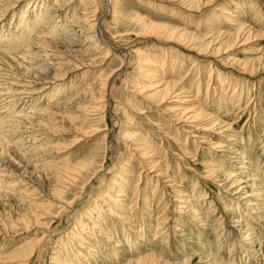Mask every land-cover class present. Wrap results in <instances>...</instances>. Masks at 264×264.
<instances>
[{"label": "rangeland", "instance_id": "374dc122", "mask_svg": "<svg viewBox=\"0 0 264 264\" xmlns=\"http://www.w3.org/2000/svg\"><path fill=\"white\" fill-rule=\"evenodd\" d=\"M59 1L26 0L0 20V264H22L27 255L23 264H127L149 253L160 258L158 264H208L210 239V258L228 264L238 260L236 248H252L240 239L248 223L262 250L257 261L264 264V0H214L188 12L190 19L173 0H118L115 14L108 0H70L68 9ZM216 5L227 10V19L215 18ZM51 10V23L43 25ZM76 11L89 26L74 23ZM145 19L184 28L204 48L215 39L212 46L221 51L200 53L199 46L149 37ZM232 20L251 34L246 29L235 41L239 25ZM38 22L40 29L34 27ZM85 29L96 34L93 41ZM54 38L71 43L55 45ZM136 48L144 51L142 61ZM123 59L129 62L111 77L107 98L96 90V103L88 100L87 89ZM231 63L258 68L237 75ZM149 71L156 86L176 80L172 92L187 99L172 92L163 98L145 81ZM188 109L204 117L181 120L180 111ZM223 124L233 130L220 132ZM218 143L223 149L211 146ZM231 149H239L246 163H234ZM213 166L220 169L216 175L209 172ZM224 175L239 179L245 192L258 188L260 221L237 222L245 207L228 196ZM55 196L63 202L53 201ZM224 202L238 212L224 209ZM192 207L201 212L197 221L189 216ZM48 242L53 247L45 252Z\"/></svg>", "mask_w": 264, "mask_h": 264}, {"label": "bare ground", "instance_id": "6f19581e", "mask_svg": "<svg viewBox=\"0 0 264 264\" xmlns=\"http://www.w3.org/2000/svg\"><path fill=\"white\" fill-rule=\"evenodd\" d=\"M26 0H0V20H3L8 14H11V13H14V14H16L17 13V11L19 10V8L21 7V5H23L24 4V2H25ZM84 1V0H83ZM173 1H180V4H178V5H180L179 6V8L180 9H176V10H178V11H181V13H182V15L183 14H185V17L187 16V19H190V15H188V12H193L194 10H195V8H200L201 6H209V5H212V3L214 2V0H173ZM92 2H93V0H92ZM108 2H109V7H111L110 8V12L111 13H116V8H118L117 7V3H118V0H108ZM72 3V2H71ZM70 3V0H60L59 2H58V4H60L61 5V8L63 9V8H65V9H68L69 8V4H71ZM223 5V4H222ZM217 6V5H216ZM220 6V5H219ZM219 6H217V7H215L216 8V12H217V15L216 14H213V16H215V18H219V15H221V16H223L225 19H227L226 18V15H222V14H224V13H227V10L224 8V7H219ZM176 10H173L172 12V15H177L179 12L178 11H176ZM43 11V10H42ZM41 14H45V13H41ZM52 10L51 11H49V12H47V15H45L46 16V18H45V20H47V21H45V22H42V24L43 23H46V24H49V23H51V21H52ZM87 14V13H86ZM117 15V14H116ZM181 15V16H182ZM37 16H38V14H37ZM44 16V17H45ZM80 15H78V12L76 11L74 14H73V17H71L72 18V20L74 21V23L76 24V23H84V24H86V25H88L89 23H88V19H85L84 17H83V20H82V18L81 17H79ZM54 17V16H53ZM116 17V16H115ZM183 17V16H182ZM241 17V16H240ZM113 18V17H112ZM223 18V19H224ZM42 19V18H41ZM26 20V17H24V21ZM230 20V19H229ZM149 21V20H148ZM148 21H146V19L145 20H143V22H144V24L146 23V22H148ZM233 21V22H232ZM231 22H232V24H234V25H239V28H237V29H239L237 32H236V34H235V38H234V40L236 41H238L239 40V38H241L242 37V33L246 30V29H248V33H250L251 34V32H252V29L250 28H248L247 27V25H244V23L243 22H239L238 24H237V21L238 20H232ZM140 22V21H139ZM214 22H215V20H214ZM41 23V22H40ZM40 23L38 22V26H34L36 29H37V27H38V29H40L39 28V26H40ZM156 23V22H155ZM154 23V21H153V23H152V21L149 23H146L145 25L147 26V30L146 31H148L147 33L149 34V37H150V35H152V34H156V35H158V37L159 36H164V37H167V39L169 40V41H167V42H170L171 41V43H173V44H178V45H180V44H182V45H185V46H193V47H198L199 46V49L201 50V52L200 53H202V51H205V52H208V49H209V47H211V53L212 54H219V51H221L220 50V48H216V47H214L213 48V46H212V43H213V40H215V39H213V40H210V41H208V45L204 48V47H202V45L201 44H199V42H194L193 40H197V38H196V36L194 35V34H192V33H190L189 31H187V30H184V28H180L179 26H177V25H175V26H169V29H166V28H163L164 26H158V25H156ZM36 24V23H35ZM41 24V25H42ZM90 24H92V23H90ZM215 24V23H214ZM27 25V24H26ZM44 25V24H43ZM162 25V24H161ZM217 25V24H216ZM32 26V25H31ZM48 26V25H47ZM80 26V25H79ZM89 26V25H88ZM94 26V25H93ZM144 26V25H143ZM165 26H166V24H165ZM177 26V27H176ZM51 27V26H50ZM81 27V26H80ZM145 27V26H144ZM168 27V26H167ZM88 28V27H87ZM30 29V28H29ZM42 29V28H41ZM51 29V28H50ZM54 31L53 32H55V30H57V29H55V28H52ZM43 30V29H42ZM69 30V29H68ZM89 30L90 29H85V31H84V33L86 34V38H88V40L87 41H93V38H96V34L95 35H93L92 36V34L89 32ZM52 32V33H53ZM65 32H66V30H65ZM92 32V31H91ZM93 32H94V30H93ZM67 33V32H66ZM75 33V32H74ZM26 34V33H25ZM55 35H56V33H54ZM144 34V33H143ZM69 35H70V33H69ZM91 35V36H90ZM248 35V34H247ZM244 36V35H243ZM76 37V36H75ZM143 37V36H142ZM13 38V37H12ZM21 38V37H20ZM25 38V37H24ZM60 38V37H59ZM152 38V37H151ZM193 40H192V39ZM218 38V37H217ZM2 39V38H1ZM55 39V38H54ZM51 39L52 40V43L53 44H55V45H59V44H62V45H64V46H68V45H66V44H70L71 43V40H61L60 41V39ZM243 39H244V37H243ZM75 40V39H74ZM160 40V39H159ZM202 40V39H201ZM242 40V39H241ZM246 40V39H245ZM1 41V40H0ZM49 40L48 39H44V40H41L40 41V44L41 45H43V46H45V44L48 42ZM76 41V40H75ZM22 42V41H21ZM27 42V41H26ZM73 42V41H72ZM95 42V41H94ZM242 42V41H241ZM240 42V43H241ZM244 42V41H243ZM93 43V42H92ZM91 43V44H92ZM202 43V42H201ZM234 43V42H233ZM237 43V42H236ZM235 43V44H236ZM90 44V45H91ZM138 44V43H137ZM239 44V43H238ZM7 45V44H6ZM34 45V44H33ZM74 45V44H73ZM94 45H95V43H94ZM216 45V44H215ZM31 46V45H30ZM71 46V45H70ZM96 46H98V45H96ZM233 46H234V44H233ZM163 47V46H162ZM217 47H221V46H217ZM133 48V47H132ZM94 49H95V47H94ZM165 50V53H167V54H169L170 53V49L168 50V48L166 47V48H164ZM27 50V49H26ZM99 50V46L95 49V51H98ZM101 50V49H100ZM132 50V49H131ZM136 50H137V52H138V58H139V60L140 61H142L143 59H145V54H144V51H142L141 49L139 50V48L137 49L136 48ZM193 50V49H192ZM198 50V49H197ZM94 51V50H93ZM103 51V50H102ZM133 51V50H132ZM223 51V50H222ZM99 52V51H98ZM134 52H136V51H134ZM44 53V52H43ZM179 53V52H178ZM224 53V52H223ZM85 54V53H84ZM106 54H107V56H104L105 58L104 59H107V57L109 56V52H107L106 51ZM171 54V53H170ZM184 54V53H183ZM197 54V53H196ZM91 55V54H90ZM181 55V54H180ZM182 56V55H181ZM180 56V57H181ZM191 56V55H190ZM206 57V56H205ZM129 59V58H128ZM127 59V61L129 62V60ZM147 59V58H146ZM149 59V58H148ZM223 59V58H222ZM135 60V59H134ZM226 60V59H225ZM225 60H222L221 62H218V63H220V64H222V66L223 67H225V64H223V62L225 61ZM233 60V59H232ZM231 60V61H232ZM94 61H96V59H94L93 60V62ZM139 61V62H140ZM146 61H148V60H146ZM195 61H196V59H195ZM234 62H236V60H233ZM128 62H125V60L123 59V61H122V64H121V66L119 67V68H117L115 71H112V73H111V75H109V76H107L104 80H102L100 83H99V85H97V86H95L96 85V83H94L93 84V86L91 87V90L88 88L87 89V91H86V94H88V100H89V96H90V98L92 99V101H93V103H96V98H95V94H96V90H98V92H101V99H103V98H107L106 97V95L108 94L107 93V91L108 90H110L111 88H110V79H111V77H113L114 76V74L116 73V71H118L120 68H122L123 67V65H125V64H128ZM227 62V61H226ZM125 63V64H124ZM140 63H145V62H140ZM194 63V62H193ZM154 64V63H153ZM31 65V64H30ZM28 66V65H27ZM90 66V65H89ZM126 66V65H125ZM156 66V65H155ZM30 67V66H29ZM157 67V66H156ZM230 69L232 68V70H234V71H236V73L235 72H231V73H234V74H237V75H242L241 73H249V74H251V73H255L256 71H257V69L256 68H258L257 66H254V67H252V66H250V65H243L241 68H236L235 67V63H231V65L230 66H228ZM192 69V68H191ZM199 70V69H198ZM29 71V70H28ZM260 71V70H259ZM69 72V71H68ZM173 72H174V70L172 71V75H173ZM211 72H213V71H211ZM261 72V71H260ZM147 73V72H146ZM258 73V72H257ZM44 74V73H43ZM212 74V73H211ZM221 74H223L222 72H220V71H218V75H221ZM108 75V74H107ZM99 76V75H98ZM100 76H101V74H100ZM99 76V77H100ZM174 76V75H173ZM146 77L147 78H145V81H149V82H151L154 86H156V83L158 82L157 80H155V81H153V80H151V72L149 71V74L147 75L146 74ZM211 78V77H210ZM99 79V78H98ZM101 79V78H100ZM103 79V78H102ZM156 79V78H155ZM158 79H160V81H162V80H164V79H166V78H164V77H159L158 76ZM115 80V79H114ZM151 80V81H150ZM211 80V79H210ZM40 81V80H39ZM116 81V80H115ZM219 81H220V79H219ZM243 81V80H242ZM244 81H245V79H244ZM25 83V82H24ZM37 83H40V82H37ZM210 83V82H209ZM36 84V83H35ZM114 84V81H113V83H112V85ZM177 84H178V82H176V80H171V79H169V80H166V82L165 83H163V84H161V87H159V86H156L154 89H156V90H158L160 93H163V98H168L169 96H170V93L172 92V90H173V88L175 87V86H177ZM111 85V86H112ZM209 85V84H208ZM25 87L27 88L28 87V85L26 84L25 85ZM29 87H31V86H29ZM41 87V86H40ZM46 87V86H45ZM45 87H43V88H45ZM159 87V88H158ZM217 87V86H216ZM48 88V87H47ZM150 88V87H149ZM145 90V89H147V86H146V84H144V86H142V90ZM28 90V89H27ZM40 90V89H39ZM39 90H37L36 91V93L39 91ZM143 90V91H144ZM32 91V92H31ZM28 90L27 92L28 93H32V94H35L34 92L35 91H33V89L32 90ZM41 91V90H40ZM199 91V90H198ZM8 92V91H7ZM158 92V93H159ZM176 92V91H175ZM175 92H172L174 95L172 96V94H171V96L172 97H180L179 99H181V98H186L187 99V97H182V94H184V92H177L176 94H175ZM27 93V94H28ZM31 95V94H30ZM149 97V96H148ZM20 98V97H19ZM156 98V97H155ZM179 99H178V101H179ZM186 99H185V101H186ZM156 100V99H155ZM21 101V100H20ZM91 101V100H90ZM100 102H102V101H100ZM133 103V102H132ZM105 104V103H104ZM106 104H107V102H106ZM195 104V103H194ZM68 108H70V106H66V107H64L63 108V110L65 109V110H67L68 111ZM98 109V107L97 106H94L93 107V112H96V110ZM71 110V109H70ZM189 110V109H188ZM83 111H84V109H83ZM182 111V110H181ZM180 111V115L182 116V117H180V119L181 120H185V121H189V119L191 120V119H193V120H195V121H199V120H202L201 118H203L204 117V115H203V113L201 112V111H198V110H194V109H192V110H189V111H182L181 112ZM69 112V111H68ZM71 112H73V111H70V113ZM87 112V113H86ZM65 113H66V111H65ZM85 113L86 114H88V116L89 115H91V111L89 112V111H85ZM98 113H100V112H98ZM93 115V114H92ZM95 115H98V114H95ZM179 115V116H180ZM70 119H72V117H69ZM219 119L217 118V119H215V121H213V122H211V123H214V122H217ZM183 122V121H182ZM218 123H220V122H218ZM194 127H196V126H194ZM198 128H199V126H197ZM197 128V129H198ZM202 128V127H201ZM96 130H98V128H95ZM200 129V128H199ZM95 130V131H96ZM202 130V129H201ZM220 132L222 131V132H224V133H228V131H232L233 130V128L231 127V124H223V126L222 127H220V129H218ZM35 132V131H34ZM88 132V131H87ZM86 132V133H87ZM192 132V131H191ZM223 134V133H222ZM80 135V134H79ZM89 135V134H88ZM194 136V135H193ZM205 139V138H204ZM232 139H235L234 137H231L229 140H232ZM23 140V139H22ZM142 141V140H141ZM22 143V142H21ZM213 145H215L216 146V148H220V149H223L222 147V145L220 144L219 145V143L218 144H211V146L214 148V146ZM183 149L184 150H186V147H184V145H183ZM232 151H233V157L230 155V157H232V159H233V162L235 163L236 161L235 160H240V162H242L243 164L244 163H246L245 162V157L243 156V154H241V152H240V150L239 149H236V150H233V149H231ZM94 155V154H93ZM96 155V154H95ZM19 156V155H18ZM92 157V156H91ZM96 157H97V155H96ZM149 157V156H148ZM164 158V157H163ZM91 159V158H90ZM93 159H94V157H93ZM93 159H92V161H93ZM96 159V158H95ZM94 162H96V161H94ZM121 165V164H120ZM125 166V165H124ZM219 166V165H218ZM220 167V166H219ZM106 168V167H105ZM215 168H216V170H215ZM110 169V168H109ZM126 169V168H125ZM103 169H102V166H101V168L99 169V170H95V172H94V174H93V177L91 178V179H93L95 176H98V174L100 173V171H102ZM218 170H220V169H218V167H216V166H213V167H211V169H210V171L209 172H213V175H216V172L218 171ZM106 170H104V172H105ZM216 171V172H215ZM208 172V173H209ZM214 172H215V174H214ZM217 173H219V171L217 172ZM210 175H212L211 173H209ZM75 175V174H74ZM163 175H164V173H163V171H162V173H160V175H158L159 176V178L161 179V178H163ZM224 176H227L225 179H226V182H227V188L229 189V190H227L228 191V196H230V199H232V200H236V202H237V206L239 207V208H241V206H244L245 207V209L244 210H241V215L239 216V219L237 220V222H239V223H241V222H246V219L245 218H248V217H250V218H252V219H255V220H258V221H260L259 220V215H258V211L257 210H259L258 208H260V202L261 203H263L262 202V198L260 197V195L259 194H256L255 192H257L258 191V188H256L255 190H253L252 189V191H246L245 192V189H246V186H243V185H241L240 183H237V181L239 180H234V179H232L233 177H232V175H224ZM235 177H236V175H235ZM91 179L89 180V186L87 187V191H90V189H91V185H90V181H91ZM162 180V179H161ZM159 183V182H158ZM255 183V182H254ZM253 183V184H254ZM156 185H158V184H156ZM256 185V184H255ZM254 186V185H253ZM85 187H86V185H85ZM138 188V187H137ZM261 189V188H260ZM137 191V190H136ZM57 194H60L59 193V190H57V192H56ZM179 193H181V192H179ZM140 194V192H139V190H138V196H140L139 195ZM84 198V197H83ZM138 198V197H137ZM142 198V197H141ZM53 201H58V202H63V198L61 197V196H55V197H53ZM80 199H82V198H80ZM145 202H146V204L147 205H149V201L151 200V198H149V196H144V199H143ZM149 200V201H148ZM137 201H138V199H137ZM115 202V201H114ZM134 205V204H133ZM264 205V204H263ZM176 206H177V204H176ZM135 207V206H134ZM160 207V206H159ZM214 207V206H213ZM151 208V207H150ZM46 209V208H45ZM182 209V208H181ZM224 209H227V210H230V211H234V206H232V205H229V204H227L226 202H224ZM242 209H243V207H242ZM49 210V209H48ZM111 210V209H110ZM151 210V209H150ZM236 210V212H238V208L237 209H235ZM46 211V210H45ZM113 210H111V212H112ZM190 211V210H189ZM110 212V213H111ZM248 212V213H247ZM258 212V213H257ZM201 212L199 211V210H197L195 207H192V210H191V212L189 213V216L194 220V221H197L198 220V218H199V214H200ZM215 214V213H214ZM92 215V214H91ZM224 221V220H223ZM77 222V221H76ZM165 222V221H164ZM85 223V222H84ZM78 224V223H77ZM246 224V223H245ZM249 225V223L248 224H246V229H245V231L243 232V235H241V237H240V239H242V240H249L250 241V243H251V245H252V248H242V249H238V248H236L235 250V255L234 256H237L238 258V260H236V259H234V261L233 262H230V263H228V264H243V261H244V256H245V258H247L246 259V263H248V264H260L258 261H257V259L260 257L259 255H260V248H258L257 247V241L258 240H256L255 239V236L253 235V233H252V231H251V228L248 226ZM73 226V225H72ZM81 227V226H80ZM244 227V226H243ZM74 228V227H73ZM81 229V228H80ZM79 229V230H80ZM206 231L208 230V229H205ZM68 231V230H67ZM70 232V231H69ZM103 232V231H102ZM158 232V231H157ZM74 233V232H73ZM72 235V234H71ZM75 235V234H74ZM165 235V234H164ZM70 236V235H69ZM65 237V236H64ZM73 237V236H72ZM75 237V236H74ZM78 238V237H77ZM212 239H210L209 240V242H211L212 244H213V241H211ZM38 241V240H37ZM37 241H35V243L37 242ZM58 241V240H57ZM61 242H62V240H61ZM71 242V241H70ZM240 242H241V240H240ZM35 243H33V244H30V245H28L27 246V248H26V250H30V249H32L34 246H35ZM63 243V242H62ZM65 243H67L66 241H65ZM211 243H209V244H207V246H208V249H207V252H206V259L208 260L207 261V263L208 264H220V263H217V261L214 259V258H210V256H211V254H210V245H212ZM54 245V244H53ZM66 245V244H65ZM38 247H40L41 248V246L39 245ZM51 247H53L49 242L47 243V244H44V246H42V248H43V250L45 251V252H47V248L48 249H50ZM239 247V246H238ZM92 248V247H91ZM53 249V248H52ZM25 250V249H24ZM36 250V249H35ZM95 250V249H94ZM42 251V250H41ZM262 251V250H261ZM28 252V251H27ZM55 252H56V250H55ZM245 252V255L243 254ZM20 253V252H19ZM52 254V253H51ZM11 255V254H10ZM33 255V254H32ZM49 255V254H48ZM202 255H203V253H202ZM263 255V254H262ZM16 256H18V255H16ZM23 256H25L24 258H26V255H23ZM156 255L154 254V253H149V254H142V255H140L136 260H129L128 262H127V264H158V261H160V258H158V256H156ZM14 253H13V257H12V259H14ZM18 257H21V255H19ZM50 257H51V255H50ZM21 258H23V257H21ZM27 258H28V255H27ZM27 258H26V260H24L23 262H22V264L25 262V261H27ZM9 259H11V258H9ZM135 259V258H134ZM15 260V259H14ZM20 261H21V259H20ZM206 261V260H205ZM235 261H237L236 263H235ZM166 264V263H165Z\"/></svg>", "mask_w": 264, "mask_h": 264}]
</instances>
